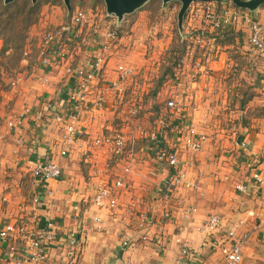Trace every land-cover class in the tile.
Here are the masks:
<instances>
[{"label":"crops","instance_id":"1","mask_svg":"<svg viewBox=\"0 0 264 264\" xmlns=\"http://www.w3.org/2000/svg\"><path fill=\"white\" fill-rule=\"evenodd\" d=\"M90 1L93 0H76L70 13L63 5V13L66 12L64 27L72 25L75 9L82 7L79 5L88 7L93 17L82 29L81 42H76L78 46H74V42L66 35L62 37V46H66L68 52L64 58L67 59L51 55V63L47 66L40 62L39 57L35 62L23 60L21 73L14 81L15 87L7 93H10L11 98L7 99L3 108L0 105V119L3 123L0 124V229L9 222L20 225L32 198L38 196L40 202L36 227L43 228L47 220L52 219L58 235L57 242L48 247L52 258L60 242H65L71 232H76L82 237L78 264H221V242L228 230L242 221L237 233L243 235L248 232L250 235L239 264H264V96L260 92L264 85V54L250 45L249 22L243 18L247 15L264 25V4L254 17L247 10L227 1L217 3L219 13L224 6L229 5L243 19L216 30L199 20H193L190 12H187L184 33H189L190 38L195 40L202 27L208 26L211 30L207 43L203 45H209L211 56L216 51L219 57L216 59L217 54L214 59L209 58L207 65L210 68L222 71L227 69L232 61L228 53L233 46L247 55V65L244 67L246 74L241 75L242 86L230 85L226 90L227 93L231 91L227 96L243 98V105L235 109L238 122L230 126L233 134H222L219 139L208 138L204 149L199 152L181 148L178 170L173 171L169 165L158 162L150 133L155 131L159 141L169 147L177 142L175 130L178 126L192 123L198 127L195 121L200 119L197 114L204 106L197 102L198 105L196 101L188 102L193 95L190 98L184 96L186 106H178L176 110L168 108L167 103L163 108L157 107V118L160 119L157 122L161 125L147 128L146 134L140 135L135 131L127 138L128 144L123 156L118 158L112 154L110 146L97 144L95 139L116 134L118 120L115 119V113L121 104L119 99L124 95L110 96L106 105L98 108L93 103L94 91L79 124L80 138L68 154H61L64 128L52 119V111L47 104L53 102L63 108L67 106L69 90L77 81L74 75L68 73V67L88 66L102 50L105 63L98 72V80L104 83L116 79L118 65L131 64L130 57L134 56L132 48L138 46L136 41L142 40L143 36L146 38L148 34L150 21L146 16L154 11V7L171 9L176 14L180 7V3L176 5L177 2L164 6L161 0H151L127 15L129 17H125V22L118 25L117 17L107 15L103 0L99 1L95 9L89 5ZM54 11L62 14V10ZM145 20H148L147 24ZM94 22H101L115 35L107 43L105 39H99L105 47L98 43L92 49L82 41L84 38H96ZM141 24L146 28H142L144 30L140 33L138 30ZM123 26L124 29H121ZM138 33L141 35L137 38ZM129 39L131 43L122 46ZM75 52L81 58L73 55ZM125 55L129 63L121 62ZM235 66H238L237 63ZM46 78L48 80L44 82ZM206 79H209V84L212 83V75H207ZM245 82L251 86V90L246 87L243 89ZM147 85L145 82L144 86ZM147 90L146 95L149 92ZM160 91H157L158 96L162 95ZM179 96V93L173 95L177 98ZM142 97L145 96L142 94ZM137 104L141 108L139 115L142 116L143 104ZM141 116L138 119L143 120ZM18 119L22 121L24 144L17 142L18 132L8 126L9 121ZM120 120L126 119L123 116ZM123 122L119 123L120 126ZM129 127L122 129L121 126L120 133L129 134ZM139 145L141 150L146 146L149 154L140 152ZM135 146L138 151L136 153ZM38 160L58 162L63 170L62 177L46 181L35 178L32 166ZM126 166L131 167L129 173L124 171ZM97 169H103L104 172L99 173ZM177 171L184 174L183 182L173 194L171 215L165 218L161 195L172 188L173 174ZM120 176L125 178V185L115 191L118 203L122 200L124 204L115 210L110 209L112 207L107 203L98 208L93 203L94 194L106 186L103 183L110 181L108 185H114V180ZM185 183L194 186L188 187ZM238 184H244L246 192L238 190ZM190 207H196L197 210L190 218H185L184 213ZM133 209L147 212L150 220L145 226L137 217L130 219L125 212ZM211 214L223 216L224 228L211 234L203 233L199 225ZM116 233L124 234L116 236ZM127 234L136 237L125 238ZM186 243L193 250L183 254L182 249ZM8 246L7 241L0 240V264H4ZM52 261L47 264H52Z\"/></svg>","mask_w":264,"mask_h":264},{"label":"built area","instance_id":"2","mask_svg":"<svg viewBox=\"0 0 264 264\" xmlns=\"http://www.w3.org/2000/svg\"><path fill=\"white\" fill-rule=\"evenodd\" d=\"M218 2H197L192 4L189 9L190 15L193 20H199L203 24H208L212 30L219 29L221 27L233 24L240 20L238 11L232 10L229 5L224 6L219 13L216 4ZM249 22L250 35L248 41L252 47L259 50L264 54V25L257 20L251 19L247 15L243 16ZM241 18V19H243ZM93 17L85 9L75 10L72 16V25H65L57 30L46 31L43 35V44L39 49V59L45 66L51 62V55H57V58H64L68 52H66V46H62V37L66 35L74 45L78 46L76 42L81 39V33L84 26H86ZM202 27L195 37L196 43H203L204 39L208 37L209 28ZM93 29L96 34V38L82 39L86 47L94 48L95 44H100L99 39H105L111 41L115 35L111 29L105 27L101 22H94ZM102 44V43H101ZM103 45V44H102ZM106 46L105 44L103 45ZM104 53L101 50L95 55L94 61L88 66H69L67 71L69 74L74 75L77 79L74 87L70 88L68 93V104L65 108L62 106L50 102L47 104L48 108L52 111V119L58 124H62L64 128L63 133V148L61 150L62 155H66L70 152V149L80 138L79 124L84 115L87 102L90 95L96 91L93 97L94 107L101 108L106 105L110 96L115 94L124 95L126 93V83L129 77L133 74L132 66L124 63H120L117 67L118 77L116 79L100 83L98 72L105 63ZM67 59V58H64ZM48 79L46 78L44 82ZM261 95L264 96V85L261 87ZM135 107L130 112V123H134L138 120L140 113V107L136 103ZM167 107L175 109L178 107L177 100L171 98L167 101ZM140 120V119H139ZM9 127L16 130L19 134L17 142L19 144L25 143V138L22 132V121L11 120L8 123ZM137 125V123H136ZM140 133L146 134V130L140 126ZM177 142L172 143L169 147L165 146L159 141L157 133L153 131L150 133L154 148L157 150V160L161 164H166L172 167L171 169L178 170L179 167V153L182 149H188L192 152L202 151L208 141V135L201 132L197 127L190 123L188 125H180L175 130ZM97 144H105L108 142L112 154L118 158L122 157L127 147V139L123 133H116L111 137L97 138L95 139ZM20 161H17L19 163ZM126 173L131 171V167L126 166L124 169ZM32 172L35 178L46 181L49 179H60L63 175L61 165L56 161H40L38 160L32 166ZM184 174L177 171L173 174L172 188L168 189L161 195V202L164 206V217L168 218L171 215V203L173 201V194L176 188L183 182ZM257 179H260L258 175H255ZM125 185V178L120 176L114 180V185L105 186L95 193L93 201L96 205L103 206L106 203L110 207L118 206V197L116 189H121ZM186 186H194V184L185 183ZM197 187V185H196ZM174 188V189H173ZM238 190L246 192L247 187L244 184L237 185ZM40 198L34 196L32 203L27 207L24 221L20 225L14 223H6L0 229V240L7 241L9 246L4 254V264H47L50 260L52 264H78L81 252L82 237L76 232H71L66 238L65 242L59 245L58 251L52 258L49 255L48 247L52 243L57 242V232L55 223L52 219H48L43 228L36 227L38 219V205ZM160 202V203H161ZM197 210L196 207L188 208L185 213V218H190L192 213ZM150 220L147 212L141 214V224L145 226ZM224 218L220 214H211L206 217L199 225L200 231L203 233L211 234L221 231L224 228ZM243 224L242 221L238 222L235 227L228 230L224 236L221 245V264H239L243 258V251L245 243L250 233L246 232L243 235L237 233L238 226ZM193 250V247L186 243L183 246L182 253L187 254Z\"/></svg>","mask_w":264,"mask_h":264},{"label":"rangeland","instance_id":"3","mask_svg":"<svg viewBox=\"0 0 264 264\" xmlns=\"http://www.w3.org/2000/svg\"><path fill=\"white\" fill-rule=\"evenodd\" d=\"M1 1L3 0H0V2ZM39 1L40 13L37 15V20L35 21V23H33L28 29V38L26 40V46L20 65L18 68H16L15 62H11V68L8 67L9 71L6 70V72H4L5 82L0 85V87L2 88L0 89V105L2 106V108L7 99L11 98L10 93H7L15 87L14 81H16L18 74L21 71L22 61H38L40 52L39 49L43 44L44 33L46 31H52L56 28H61L64 25V15L66 12L63 13V10L65 11V8L63 6L64 3L62 0ZM73 1L75 2L76 0ZM99 1L101 0L90 1L89 5L94 8L95 6L99 5ZM229 1L230 0L227 1L229 4L232 3V1ZM177 3L178 4L176 5H179V2ZM59 5L60 7H57ZM217 5L218 4H216V7H218ZM232 5L235 4L232 3ZM79 6L82 7H77L75 10L82 8L88 11V7H84L83 5ZM160 8L161 7H154V11L146 16V18H149L150 21V25L148 24L147 28L148 34L146 35V38L145 36H143L142 40L136 41L138 46L141 48H138V46H136L132 48L133 50L131 49V52L134 55L133 57H130L132 59L130 65L133 68V74L127 80L126 93L122 98L119 99V102H121V104L119 105V108L115 113V119L118 120V122L116 123V125H118V130H116L115 132H120L121 126L122 129H124L125 126H130L128 128L129 134L126 133L127 135H125L123 133L127 139L129 138V136H132L135 131L141 135L139 131L140 126L144 128V130H146L147 128H150L152 126L154 127L156 124L161 125L160 122H157V117H159V114L157 115V107L158 109L163 108L169 98H175L177 100L178 106L181 107L186 106L184 103L187 101H196V103L198 102L199 104L204 106L203 110H201L197 114V117H200V119L198 121H195V123H198L197 129L201 132L206 133L208 135V138L212 137L219 139L220 135L222 134H224L225 136L233 134V132L230 130V126L238 122V114L235 109L243 105V98L239 97L238 99H236V97L227 96L230 95L231 91L227 93L226 90L230 85L231 87L237 86L239 84L242 86L240 80L242 79L241 75L243 73L246 74V72H244L246 70L244 69V67H246L247 65V62L245 61V57H247V55H244L240 50L234 48L233 46L228 53V56L232 61L231 65H229L227 69H224L222 71L210 68L207 65L209 63V58L214 59L215 55L218 54V56L216 57L217 59L219 57V53L216 54L215 51L214 55H210L209 45H203V43H207L208 38L206 37L201 44L196 43L193 38H190L189 33L187 34L183 32L182 34L180 32L178 27V18L175 12H172L171 9L162 10ZM54 9L62 10V14L59 15L56 11H54ZM217 10H219V8H217ZM124 22L125 20H123V23ZM147 23L148 20H145V24ZM139 28L140 29L138 31L141 33L144 30L142 28L146 27H143V24H141ZM121 29H124V26ZM127 29L128 28H126L125 30ZM140 33H138L137 38L141 35ZM125 41L126 42H123L122 46L131 43L130 39ZM1 47L2 41H0V48ZM247 51L249 53V50ZM123 53L125 52L123 51ZM74 54L76 57L81 58V55H79L78 53L76 54L75 52L73 53V55ZM127 55L122 56L121 62H130L127 59L128 57H126ZM177 62L178 64L172 67V65ZM236 63L238 66H235ZM8 65H10V63ZM247 72L249 71L247 70ZM207 75H212L211 84H209V79H206ZM226 79H228V81H226L227 84L224 82ZM229 79H231V82L229 81ZM159 80H162V84L157 88ZM221 80L223 82H221ZM145 82H147V84L149 85L144 86ZM144 87H146L145 91H148L147 89H149L148 95H146V92L143 90ZM250 87L251 86L247 85V83L245 82L243 89L248 88L249 90H251ZM154 90H161L160 92H162V95L158 96L157 92L155 95H153L152 92ZM176 93H179L180 95L178 98L173 97V95ZM142 94L145 97H142ZM186 95L188 97L193 95V98L189 97L190 99L186 101L184 97ZM244 96L246 97V94H244ZM136 103L143 104L142 116L141 114L139 115L141 116V118L143 117V120L138 119L134 123H130L129 125H127L128 122H130L129 120L127 121V118L129 115H131L130 112L135 107L134 104ZM123 116L126 120H120L123 119ZM159 120L160 119H158V121ZM122 121H126L127 123L124 124L123 122V124L120 126L119 123H122ZM0 124H3L1 123V119ZM104 143L106 144V146L110 145L108 142ZM136 146L135 153L138 152L136 150ZM140 147L141 146L139 145V151L141 150ZM132 149L134 151V147ZM140 152L149 154L146 150V146L142 147V150ZM100 170H98L99 173L104 172L103 169ZM109 183L110 181L103 184L109 186ZM121 204H124L122 200L120 201L118 206L121 207ZM100 207L101 206H99L98 208ZM117 207H113L110 209L115 210L117 209ZM125 212L128 214L130 219L137 217V219L141 221V214L144 211H142V209L141 211L139 209H133L131 211L127 210ZM123 234L124 233H116V236ZM130 237L136 236L127 234L125 238L129 239Z\"/></svg>","mask_w":264,"mask_h":264},{"label":"trees","instance_id":"4","mask_svg":"<svg viewBox=\"0 0 264 264\" xmlns=\"http://www.w3.org/2000/svg\"><path fill=\"white\" fill-rule=\"evenodd\" d=\"M39 2L35 4L31 0H15L9 4H5L4 0L0 2V41H2L0 48V85L5 82L4 72L9 71L8 67L11 66V62H15L16 68L20 65L28 38V29L35 23L37 15L40 13ZM72 2L74 6L75 2L73 0ZM9 63L10 65H8ZM177 64L178 62L172 67ZM161 84L162 80H159L157 88ZM0 89L2 88L0 87ZM156 92L157 90H154L152 94L155 95Z\"/></svg>","mask_w":264,"mask_h":264},{"label":"water","instance_id":"5","mask_svg":"<svg viewBox=\"0 0 264 264\" xmlns=\"http://www.w3.org/2000/svg\"><path fill=\"white\" fill-rule=\"evenodd\" d=\"M15 0H4L5 4L14 2ZM34 4L39 0H31ZM70 13L73 9L72 0H62ZM106 7L107 15L115 16L118 19V25H121L122 21L129 14L134 13L143 6H145L151 0H103ZM164 6H167L171 2H179L180 7L177 13L178 27L183 34L186 14L189 11L192 4L196 2H223L228 0H161ZM233 4L241 9H245L256 17L257 11L264 4V0H230Z\"/></svg>","mask_w":264,"mask_h":264}]
</instances>
